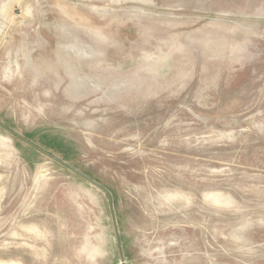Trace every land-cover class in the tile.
<instances>
[{
  "label": "rangeland",
  "instance_id": "1",
  "mask_svg": "<svg viewBox=\"0 0 264 264\" xmlns=\"http://www.w3.org/2000/svg\"><path fill=\"white\" fill-rule=\"evenodd\" d=\"M0 122L113 195L0 128V264H264V0H0Z\"/></svg>",
  "mask_w": 264,
  "mask_h": 264
},
{
  "label": "water",
  "instance_id": "2",
  "mask_svg": "<svg viewBox=\"0 0 264 264\" xmlns=\"http://www.w3.org/2000/svg\"><path fill=\"white\" fill-rule=\"evenodd\" d=\"M0 128L3 129L4 131L8 132V133H11L15 137L21 139L22 141H24L25 143H27L28 145H30L31 147H33L34 149H36L37 151H39L40 153H42V154L46 155L47 157H49V158L57 161L58 163L64 165L65 167H67L70 170H72L74 173L80 175L81 177H83L87 181L91 182L92 184H94L95 186H97L98 188H100L101 190H103L105 193H107L109 195V197L111 199V202H112V205H113V195L111 194V192L107 188H105L99 182H97L96 180H94L91 177L87 176L86 174L82 173L81 171L77 170L76 168L72 167L71 165H69L68 163H66L65 161H63L62 159H60V158L56 157L55 155L49 153L48 151H46L42 147L38 146L34 142L30 141L29 139H27L26 137H24L23 135H21L17 131L11 129L10 127L6 126L5 124H3L1 122H0ZM113 217H114V215H113ZM119 249H120L121 259L124 262V255H123V251H122V248H121L120 240H119Z\"/></svg>",
  "mask_w": 264,
  "mask_h": 264
}]
</instances>
